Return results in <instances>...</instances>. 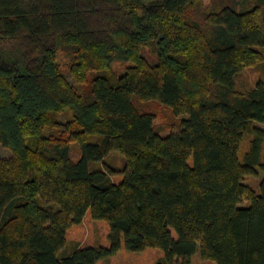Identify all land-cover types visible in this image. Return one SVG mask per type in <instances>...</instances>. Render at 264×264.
Here are the masks:
<instances>
[{"label":"trees","instance_id":"trees-1","mask_svg":"<svg viewBox=\"0 0 264 264\" xmlns=\"http://www.w3.org/2000/svg\"><path fill=\"white\" fill-rule=\"evenodd\" d=\"M137 100L183 117L163 133ZM0 145V264H98L122 244L264 264V175L245 182L264 173V0H0ZM110 151L119 182L89 166ZM87 211L109 245L63 254Z\"/></svg>","mask_w":264,"mask_h":264},{"label":"rangeland","instance_id":"rangeland-1","mask_svg":"<svg viewBox=\"0 0 264 264\" xmlns=\"http://www.w3.org/2000/svg\"><path fill=\"white\" fill-rule=\"evenodd\" d=\"M144 55L153 62L154 57L149 54L147 50L144 51ZM59 60L64 71H68L69 59L64 57L61 53ZM126 62L117 61L113 64V68L117 72H122L126 66ZM260 76V70L256 67H246L240 72L236 78L237 86L239 88H247L252 86ZM139 106L144 110H148L155 114V123L163 133H166L177 124L183 117L175 116L169 106L162 104L156 100L139 101ZM71 118L69 109H65L59 115L60 120H67ZM246 146V140L242 143V148ZM9 151L0 145V156H7ZM81 155L80 147L74 143H71V158L76 161ZM125 164V157L118 151L108 152L102 162H90L91 168H105L110 166L116 169L118 172L113 174L112 179L115 182H119L122 179L123 174L120 172ZM264 173L259 171L256 175L248 176L245 182L250 185L254 190H258L259 182ZM243 204L246 206L249 204L247 200H244ZM108 232L109 227L105 220L94 219L91 216L90 211H87L83 221L79 224H74L67 232V240L64 248L61 250L63 254L72 252L76 246L82 245H103L108 246ZM165 257V252L161 248L147 247L139 251L128 250L124 244H122L120 250L113 256L98 261V264H155L157 261ZM172 264H182L179 260ZM190 264H216L215 261L210 259H204L200 255L199 248L191 257Z\"/></svg>","mask_w":264,"mask_h":264}]
</instances>
